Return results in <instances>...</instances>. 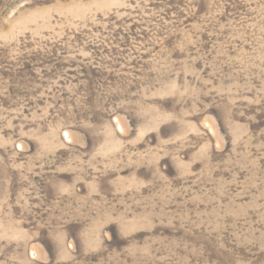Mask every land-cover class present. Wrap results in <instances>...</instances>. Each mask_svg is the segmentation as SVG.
Segmentation results:
<instances>
[{
    "label": "rangeland",
    "instance_id": "obj_1",
    "mask_svg": "<svg viewBox=\"0 0 264 264\" xmlns=\"http://www.w3.org/2000/svg\"><path fill=\"white\" fill-rule=\"evenodd\" d=\"M0 264H264V0H0Z\"/></svg>",
    "mask_w": 264,
    "mask_h": 264
}]
</instances>
